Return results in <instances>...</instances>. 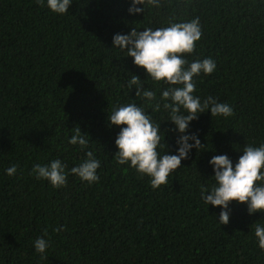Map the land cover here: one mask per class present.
Here are the masks:
<instances>
[{"label": "trees", "instance_id": "16d2710c", "mask_svg": "<svg viewBox=\"0 0 264 264\" xmlns=\"http://www.w3.org/2000/svg\"><path fill=\"white\" fill-rule=\"evenodd\" d=\"M161 5L133 14L131 0H73L61 15L46 0L44 7L0 0V264H264L254 234L264 212L250 215L247 204L233 201L229 223L219 224L222 209L201 198V187L215 184L212 156L227 154L235 165L245 145L264 144V0ZM196 17L203 35L186 59L212 58L217 67L194 77V94L227 103L235 114L212 117L208 110L191 121L188 131L206 150L193 148L168 184L153 189L148 176L117 163L120 127L109 126L108 116L135 102L160 124L161 155L177 154L180 134L170 111H151L135 86L127 88L136 74L160 100L170 85L113 47V36ZM77 127L87 149L69 143ZM88 150L101 165L92 184L70 173ZM55 159L69 172L59 188L32 173L35 164ZM13 164L17 172L9 176ZM38 237L50 240L43 259Z\"/></svg>", "mask_w": 264, "mask_h": 264}, {"label": "clouds", "instance_id": "9594fccd", "mask_svg": "<svg viewBox=\"0 0 264 264\" xmlns=\"http://www.w3.org/2000/svg\"><path fill=\"white\" fill-rule=\"evenodd\" d=\"M41 7L45 0H36ZM73 0H46L47 7L54 13L66 14ZM141 4L143 8L136 7ZM161 7V0H131L129 13L144 12V5ZM203 35L199 17L187 22H173L167 27H146L137 30L135 27L128 34L117 33L113 36V47L126 52L125 56L133 58L136 66L143 67L153 81L170 85L161 93L157 100L156 92L144 88L141 78L132 74L127 82V88L136 87L135 97H140L149 102L151 111H159L161 106L170 111V121L174 123L177 137V154L161 155L162 147L160 124H155L152 117L144 107L135 102L121 105L109 113V126L116 125L120 131L115 139L118 151L115 153L117 163L128 164L140 176H148L153 189L167 185L169 177L181 168L182 161L189 158L193 148L199 151L206 150L196 133H190V122L199 118L201 113L210 110L211 116H233L234 109L227 103L218 102L216 98L208 96L203 101L194 93L197 84L194 77L201 73L210 75L216 70V62L212 58L194 60L189 62L186 56L194 54L196 45ZM160 101H164L161 105ZM152 102H155L154 105ZM181 109L187 114H182ZM81 128H75L69 143L87 149L89 140L83 135ZM89 136V135H88ZM163 140L165 141V131ZM192 141L193 143H189ZM166 143V142H165ZM243 154L238 162L233 165L227 154L214 155L209 160L213 166L215 184L209 190L201 187V198L204 203L219 206V224H227L230 219L229 205L233 201L247 204L248 213L264 212V144L259 146L245 145ZM87 159L78 166L72 167L70 173L78 176L89 184L99 181L97 169L100 161L93 151L86 152ZM17 165L6 169L9 176L15 175ZM67 165L60 159H55L50 164H35L32 173L36 179L48 180L52 187L66 186L69 172ZM59 231V229H57ZM47 235V229L44 230ZM255 237L259 247L264 250V226L255 224ZM37 253L43 254L50 247V240L38 237L34 242Z\"/></svg>", "mask_w": 264, "mask_h": 264}]
</instances>
